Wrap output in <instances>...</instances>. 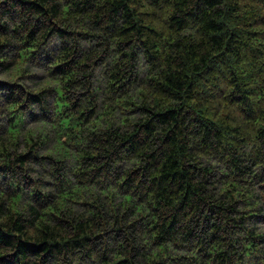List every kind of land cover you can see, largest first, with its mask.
<instances>
[{
  "label": "trees",
  "instance_id": "1",
  "mask_svg": "<svg viewBox=\"0 0 264 264\" xmlns=\"http://www.w3.org/2000/svg\"><path fill=\"white\" fill-rule=\"evenodd\" d=\"M0 264H264V0H0Z\"/></svg>",
  "mask_w": 264,
  "mask_h": 264
},
{
  "label": "rangeland",
  "instance_id": "2",
  "mask_svg": "<svg viewBox=\"0 0 264 264\" xmlns=\"http://www.w3.org/2000/svg\"><path fill=\"white\" fill-rule=\"evenodd\" d=\"M58 40H55L52 45L58 44ZM33 76L31 78H19V81L25 83L31 87H37L39 84L43 83V73L44 71L37 67H32ZM147 67L143 65V61L140 63V73L141 77L146 75ZM1 78H6L5 75L1 76Z\"/></svg>",
  "mask_w": 264,
  "mask_h": 264
}]
</instances>
